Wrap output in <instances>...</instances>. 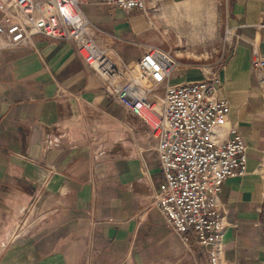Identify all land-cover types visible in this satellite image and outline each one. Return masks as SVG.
<instances>
[{
    "label": "crops",
    "instance_id": "obj_1",
    "mask_svg": "<svg viewBox=\"0 0 264 264\" xmlns=\"http://www.w3.org/2000/svg\"><path fill=\"white\" fill-rule=\"evenodd\" d=\"M218 5L223 32L230 28L239 38L219 71L216 95L227 101V125L246 145L244 175L224 180L218 194L227 223L222 258L264 264V99L250 65L252 46L264 57V2ZM146 7L155 12L126 13L100 0L79 5L95 45L125 62L142 49L125 59L117 44L139 43L151 31L193 35L206 28V0H146ZM158 18L178 29L169 31ZM200 77L188 69L170 82ZM153 146L140 121L103 92L70 41L32 36L0 49L1 261L207 264L153 204L161 181Z\"/></svg>",
    "mask_w": 264,
    "mask_h": 264
},
{
    "label": "built area",
    "instance_id": "obj_2",
    "mask_svg": "<svg viewBox=\"0 0 264 264\" xmlns=\"http://www.w3.org/2000/svg\"><path fill=\"white\" fill-rule=\"evenodd\" d=\"M88 1L0 0V49L30 43L32 36L70 41L103 92L137 118L152 139L161 174L152 200L168 227L184 245L191 241L199 247L207 264H228L222 258L221 235L227 223L218 194L224 180L244 175L246 145L235 126L227 125V101L216 93L231 41L239 36L225 28L226 45L207 66H194L188 55L179 61L176 54L151 44L125 62L95 45L90 22L79 9ZM100 1L124 12L146 10L145 0ZM250 65L260 85L264 57L254 46ZM188 69L199 70L201 77L170 82Z\"/></svg>",
    "mask_w": 264,
    "mask_h": 264
},
{
    "label": "rangeland",
    "instance_id": "obj_3",
    "mask_svg": "<svg viewBox=\"0 0 264 264\" xmlns=\"http://www.w3.org/2000/svg\"><path fill=\"white\" fill-rule=\"evenodd\" d=\"M218 2L219 0H206V6H208V9L206 10V16L208 17V19L205 21L206 28H204V30L201 32L196 33L195 31L196 34L191 35L188 33H171L168 31L166 33H161L162 31H160L159 33H155L151 31L150 33L148 32L147 34H145L144 38H141L142 40L139 43H125L124 45L117 44L116 46H114V48L122 57L132 60L139 55L143 45L151 44L157 46L163 51H169L174 55L176 54V57L179 61H183L184 56L188 55L191 57V59H189L188 61H190V63H192L194 66L211 65L215 61V59L219 57L220 49L223 44L226 45V42H224L223 39L225 34L222 29V19H219L222 8L218 5ZM157 6L158 5L156 4L153 9H155ZM139 12L145 15L148 14L147 12L154 13L155 11H149V9H147L146 7V10L144 12ZM157 20L158 23L162 25V27H169V31L178 29L176 26L170 24L165 27L164 22H162V18H158ZM196 56H198V59H196ZM189 74L194 75V73L192 72L186 74V76H190ZM260 85L262 89L260 88ZM260 85L259 89L262 96L264 94V86L261 81ZM1 260L2 259L0 258V264H5Z\"/></svg>",
    "mask_w": 264,
    "mask_h": 264
},
{
    "label": "bare ground",
    "instance_id": "obj_4",
    "mask_svg": "<svg viewBox=\"0 0 264 264\" xmlns=\"http://www.w3.org/2000/svg\"><path fill=\"white\" fill-rule=\"evenodd\" d=\"M261 83L263 84V86H264V79L263 80H261Z\"/></svg>",
    "mask_w": 264,
    "mask_h": 264
}]
</instances>
